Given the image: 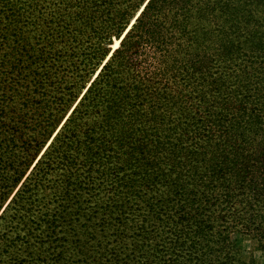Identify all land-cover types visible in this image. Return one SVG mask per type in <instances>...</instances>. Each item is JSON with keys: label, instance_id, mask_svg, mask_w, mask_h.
Here are the masks:
<instances>
[{"label": "rangeland", "instance_id": "1", "mask_svg": "<svg viewBox=\"0 0 264 264\" xmlns=\"http://www.w3.org/2000/svg\"><path fill=\"white\" fill-rule=\"evenodd\" d=\"M22 1L7 7L8 17L16 20L7 25L8 33L13 36L10 47L0 36V92H6L3 97L13 99L14 104L9 106L11 112L8 116L11 120L0 121V136L13 139L7 140L9 149L2 154L4 159L10 157L7 164L15 170L3 171L0 166V178L4 184L0 194V264H61L57 252L53 251L59 246L60 237H63V241L79 239V247L92 254L90 264H95L93 257L99 253H104L105 264H121L125 255L121 248H125L131 241V235L136 233L134 228H125L129 227V223L121 225L123 220H114L112 215L107 219L102 218L103 209L97 201H84L82 196L76 199L73 193L57 201L56 180L63 169L58 166L67 164L68 168H73L72 162L67 159L73 150L66 151L60 147L57 135L149 0H143L137 7L136 2L134 7H129L127 0H108L110 3L107 6L112 4V9L108 8L106 12L124 17V27L118 35L113 34L117 29L112 27L114 16L112 20L103 22L90 19L89 3L84 5L79 0H41L37 5V0ZM245 4V11L252 16L245 22L246 33L232 36L238 38L236 41L245 42V46L247 42L258 41L252 59L259 68H264V19L260 17L264 13V4L262 7H257L251 1ZM106 12L102 15L109 18ZM85 14L89 16L84 21ZM238 25L235 23V27ZM96 32L106 41L103 57L92 71H76L75 65L81 68L93 46L90 43L94 41L93 38L85 41L87 34L94 36ZM194 33V40L203 43L201 30H194ZM213 48L200 53L213 59L212 55L218 54V49ZM77 51L82 58L74 56ZM210 64L196 68L190 74L181 71V76L170 79L172 81L166 83L161 92L145 100L141 110L151 114V121L136 123V127L143 126L147 131L140 141L144 151L128 150L133 165L124 167V178L129 176L128 179H131L140 170L146 177L147 173L150 175L149 182L158 181L156 186L162 192L160 198L164 199L163 206L168 203L162 215L169 220L166 223L169 227L180 211L186 215L183 225L191 221L188 218L191 215L187 216L186 212L190 209L186 206L188 193L201 194L205 202L211 204V212L193 213V217L213 224L214 230H217L218 225H221L220 228L229 226V230L235 218L244 222L250 213L264 216V206L262 209L257 206L250 211L251 204L264 202V72L260 74L261 83L246 82L245 87L231 84L235 89L232 94L223 93L208 105L205 111L210 115L208 124L198 121L197 135L195 132L187 135L184 130L181 136L180 129H190L189 120L180 112L184 106L182 99L187 92L177 94L179 89L172 88L193 86L200 78L211 79V72L215 71L209 67ZM241 65L232 61L226 68L228 73L233 74L227 76L226 84L235 82L236 71ZM66 90L69 93L59 106L49 109ZM7 91L17 94L11 96ZM200 100L207 104L205 96H201ZM51 111L53 113L50 114ZM155 132L158 133V141ZM153 138L155 140L152 142ZM180 138V143L173 148ZM245 162L246 165L250 162V177H237ZM156 168L158 172H155ZM222 173L226 174L225 180L221 179ZM251 183L254 189L244 196L245 208L239 203L224 202L222 207L212 204V197L223 199L224 190L231 188L234 191L233 200H240V196L245 194L243 189L249 188ZM153 194L147 191L141 200ZM14 201L19 204L33 202V206L30 209L25 207L26 214L20 218L18 214L24 213V210L15 212V209L10 208ZM177 202L180 204L179 209L172 206ZM142 204L140 201L139 205ZM109 206L114 210L113 205ZM141 212L143 209L136 211V214ZM46 213L50 216L43 219ZM85 220L89 224L88 228L79 236H74L72 224L76 226V223ZM102 223H107V230L102 229ZM135 223L130 222V225ZM159 225L160 222L156 223V226ZM242 227H232L230 241L225 244L224 251L222 245L215 242L213 234L200 233L194 237L199 240L208 235L215 248L214 255L219 248H222L220 254L226 255L219 260L224 264H264V236L263 243L258 245L250 236L233 231L243 230ZM28 230V249H24L22 242H14L13 238L18 236V232L22 235L23 231ZM153 230L156 232V228ZM117 234H127V237L121 241ZM19 245H22L20 249L17 248ZM112 249L114 255L110 253Z\"/></svg>", "mask_w": 264, "mask_h": 264}, {"label": "trees", "instance_id": "2", "mask_svg": "<svg viewBox=\"0 0 264 264\" xmlns=\"http://www.w3.org/2000/svg\"><path fill=\"white\" fill-rule=\"evenodd\" d=\"M16 1L23 3L22 0H6L5 3L4 0H0V36L9 47L13 36L8 33L7 25L16 20L8 17L9 8L7 7ZM79 1L84 5L89 3L87 6L91 7L90 19H100L102 22L112 20L114 15L106 12L108 8L112 9V4L107 6L110 3L108 0ZM127 1L129 7H134L135 2L137 7L143 0ZM249 1L255 3L257 7H262L264 4V0H149L136 19V23L104 65L57 135L60 147H64L66 151L73 150V153L67 156L73 168H68L67 164L58 166L63 169L56 180L57 201L64 199L66 194L73 193L76 199L82 196L84 201H97L103 209L102 218L107 219L112 215L111 218L114 220H123L120 222L121 225L129 223V227L125 228H134L136 233L131 235L128 245L121 248L122 252H125L122 258L124 262L121 264H224L219 262L226 257L225 254H220L222 248H219L214 255L215 248L207 238L208 235L199 240L194 236L200 233L213 234L216 237L215 242L220 243L224 251L225 244L230 241V233L234 225H242L244 229L233 231L250 236L258 245L263 243L264 216L262 214L250 213L248 220L244 222L235 218L229 230V226L220 228L221 225L214 230L213 224H206L204 219L193 217V213L211 212V204L205 202L201 194L189 195L188 193L186 206L190 209L186 212L187 216L191 215L188 216L191 221L183 225L182 221H185L186 215L184 211H180L172 222L173 225L169 227L166 224L169 220L162 215L165 213L163 208L167 207L168 203L163 206L164 199L160 198L162 192L156 186L158 181L149 182L150 175L147 173L146 177V174L140 173V170H137L136 176H131V179H128L129 176L124 178V167L130 168L133 165L128 150L144 151L143 143L140 141L147 135V131L143 126L136 127V123L151 121V114L142 111L141 107L148 97L161 92L163 86L172 81L170 79L174 80L177 76H181V71L190 74L193 73L190 71L209 62L211 63L209 67L215 71L211 72V79L200 78L192 84L193 86L172 88L179 89L177 94L187 92L182 99L184 106L181 107L180 112L189 120L190 129H180L181 136L184 130L187 135L194 132L197 135L198 121L208 124L210 115L205 112L208 105L215 102V99L223 93L232 94L234 88L230 86L231 84L245 87L246 82L261 83L260 74L264 72V68H259L252 59L254 46L258 44V41L250 44L247 42L245 46V42L236 41L238 38L232 36L246 33L245 22L252 17L245 11V3ZM38 2L40 3L41 0L36 1L37 5ZM104 12L109 18L102 15ZM88 16L86 14L83 16L84 21ZM260 17L264 19V13ZM122 19H124L123 16H114L112 27L117 29L113 34L118 35L123 29ZM242 19H244L243 24ZM235 23H239L240 26L235 27ZM250 28L253 29V25ZM194 30H201L203 43L194 40ZM91 38L94 39L90 42L93 46L89 54L85 56L86 60L82 62L81 68L80 65H75L76 71L80 69L92 71L103 57L102 50L106 41L97 32L94 36L87 34L85 41H91ZM211 47L218 49V54L212 55L213 59L201 55L200 52L207 51ZM74 56H79L78 51L74 53ZM232 61L242 65L236 71L235 82L226 84L227 76L233 75L226 71ZM5 93L0 92V121L8 118L11 120L8 116L11 112L9 106L14 105L13 99L3 97ZM7 93L11 96L17 94L15 91H7ZM68 93V90L64 91L54 100L52 108L49 109L59 106ZM201 96H205L207 104L200 100ZM193 103L197 108L192 106ZM154 136L158 141L157 132ZM8 139L10 138L7 136H0V166L3 171L15 172L14 168L7 164L10 157L4 159L2 154L9 149V144H6ZM153 140L155 139L151 141ZM180 141L181 138L172 147H176ZM89 154L91 156H88ZM250 167V162L247 165L246 162L242 164L237 177L249 178ZM158 171L159 169L156 168L155 172ZM222 175L221 179L225 180L226 174L222 173ZM252 183L249 188L243 189L245 194L240 196V200L238 198L233 200L234 191L231 188L224 190L223 199L217 196L215 199L212 197V204L222 207L224 202L239 203L245 208L244 196L254 189ZM3 186L0 178V194ZM147 191H152L154 194L146 200H141L142 195ZM140 201L142 205H139ZM109 205H113L114 210H111ZM251 205L250 211L257 206L262 209L264 202L256 201ZM32 206L33 202L19 204L18 201H14L10 208L15 209V212L24 210V213L18 214L20 218H23L26 214L25 207L30 209ZM172 206L176 209L180 208L178 202ZM139 209H143V212L136 214ZM49 216L50 214L46 213L43 219ZM74 221L75 219L72 220ZM133 221H136L135 227L130 225ZM158 222L160 225L156 226ZM106 224L102 227L104 231L107 230ZM75 225L72 224L74 236L84 233L89 226L87 220ZM153 228H156V232ZM28 233L29 230L23 231L22 235L18 232V236L14 237L13 241H21L24 249H28ZM117 236L122 241L127 234H117ZM63 240V237H60L59 246L53 250L57 252L58 261L61 264L91 263L92 260L89 258L92 254L79 247L81 244L79 239ZM22 245L17 248L20 249ZM110 253L113 254V249ZM103 254L94 255L95 264H105Z\"/></svg>", "mask_w": 264, "mask_h": 264}]
</instances>
